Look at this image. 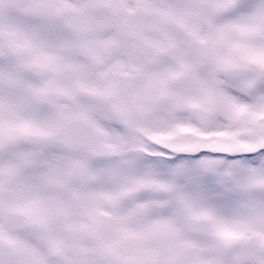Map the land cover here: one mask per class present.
I'll list each match as a JSON object with an SVG mask.
<instances>
[{"label":"snow or ice","instance_id":"snow-or-ice-1","mask_svg":"<svg viewBox=\"0 0 264 264\" xmlns=\"http://www.w3.org/2000/svg\"><path fill=\"white\" fill-rule=\"evenodd\" d=\"M0 264H264V0H0Z\"/></svg>","mask_w":264,"mask_h":264}]
</instances>
